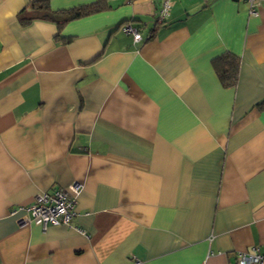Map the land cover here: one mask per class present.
<instances>
[{
	"label": "crops",
	"instance_id": "crops-1",
	"mask_svg": "<svg viewBox=\"0 0 264 264\" xmlns=\"http://www.w3.org/2000/svg\"><path fill=\"white\" fill-rule=\"evenodd\" d=\"M32 1L0 0V264L264 254V0L255 16L246 0H172L162 23L160 0H44L57 18L100 6L60 29L20 24ZM225 53L228 87L212 66ZM72 181L70 226L19 221Z\"/></svg>",
	"mask_w": 264,
	"mask_h": 264
},
{
	"label": "built area",
	"instance_id": "built-area-1",
	"mask_svg": "<svg viewBox=\"0 0 264 264\" xmlns=\"http://www.w3.org/2000/svg\"><path fill=\"white\" fill-rule=\"evenodd\" d=\"M246 1L248 4V13L255 16L257 14L259 0ZM171 3L172 0H160V5L156 11V20L158 23L165 21ZM122 30L127 34H131L134 41L141 39L138 30L129 23L123 24ZM80 191L81 185L72 181L50 192L38 193L33 197L30 204L16 208V210L25 211V215L19 221L26 223L31 218L37 219L43 230L49 225L70 226L75 216L74 208ZM235 264H264V254L255 246H252L249 250L237 253Z\"/></svg>",
	"mask_w": 264,
	"mask_h": 264
},
{
	"label": "trees",
	"instance_id": "trees-1",
	"mask_svg": "<svg viewBox=\"0 0 264 264\" xmlns=\"http://www.w3.org/2000/svg\"><path fill=\"white\" fill-rule=\"evenodd\" d=\"M98 9H100V6L97 3H93L70 9L64 12V17L57 18L55 15L57 12H51L44 0H35L17 13V20L20 24L25 25L33 19H49L54 21L57 24V28L60 29L66 21L88 15ZM212 66L224 87L232 86L236 83L239 60L234 55L225 53L216 57L212 60ZM256 106L259 109L264 108V98L257 102Z\"/></svg>",
	"mask_w": 264,
	"mask_h": 264
}]
</instances>
